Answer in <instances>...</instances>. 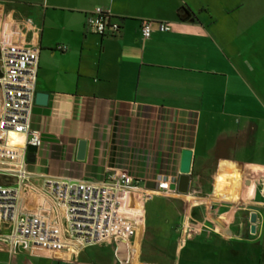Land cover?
I'll list each match as a JSON object with an SVG mask.
<instances>
[{"label": "crops", "instance_id": "obj_1", "mask_svg": "<svg viewBox=\"0 0 264 264\" xmlns=\"http://www.w3.org/2000/svg\"><path fill=\"white\" fill-rule=\"evenodd\" d=\"M98 7L119 32L99 35L87 25ZM183 7L193 20H180ZM142 21L155 29L148 40ZM158 22L171 31H157ZM3 32L39 48L36 94L50 95L33 107L42 144L27 160L31 185L105 181L120 166L147 199L130 245L78 255L32 256L4 241L11 225L0 220V264H264V1L0 0ZM81 140L85 161L77 160ZM184 149L193 152L190 196L159 192V175L178 182ZM0 184L18 181L0 176ZM38 202L27 188L24 207ZM151 203L159 218L149 227ZM187 225L197 230L185 236Z\"/></svg>", "mask_w": 264, "mask_h": 264}, {"label": "built area", "instance_id": "obj_2", "mask_svg": "<svg viewBox=\"0 0 264 264\" xmlns=\"http://www.w3.org/2000/svg\"><path fill=\"white\" fill-rule=\"evenodd\" d=\"M111 20L110 12L101 7L87 15V25L99 35L120 31V24ZM156 24L162 33L172 29L169 22ZM154 32L152 22L142 21L144 40ZM39 53L38 47L14 42L12 32L0 35V176L18 181L16 186L0 184V220L11 225L4 241L12 247L23 244L30 255L41 257L64 252L78 255L103 243L123 241L130 245L145 225L147 193L122 167L109 168L105 181L49 177L39 188L30 183L28 147L42 144L41 133L32 128L31 122ZM21 138L24 140L19 143ZM157 182L159 192L190 196L171 189L176 183L173 177L159 175ZM27 188L37 193L36 206L24 207ZM195 230L187 225L185 236Z\"/></svg>", "mask_w": 264, "mask_h": 264}, {"label": "water", "instance_id": "obj_3", "mask_svg": "<svg viewBox=\"0 0 264 264\" xmlns=\"http://www.w3.org/2000/svg\"><path fill=\"white\" fill-rule=\"evenodd\" d=\"M49 94L46 93H37L36 94V103L40 105H47L49 101ZM88 143L86 140H81L78 145L77 160L85 161L87 155ZM37 147L29 146L28 147V162L34 161V156L37 152ZM192 158L193 152L190 149H184L181 154V163H180V175L178 182L171 185L172 190H176L181 195H187L190 192V183H191V167H192ZM258 214L252 213L250 218L247 221V224H251V231L255 233L257 226ZM122 244H119L121 247L119 255L122 251Z\"/></svg>", "mask_w": 264, "mask_h": 264}, {"label": "rangeland", "instance_id": "obj_4", "mask_svg": "<svg viewBox=\"0 0 264 264\" xmlns=\"http://www.w3.org/2000/svg\"><path fill=\"white\" fill-rule=\"evenodd\" d=\"M247 1V0H245ZM249 1V0H248ZM261 1H264V0H261ZM155 200H158V199H155ZM155 200H154V203H155ZM154 203H151L150 204V207L148 208V213H147V222H148V226L149 227H152V225L156 224L158 222V216H157V213L155 211V204ZM149 235L151 236V234L153 233V231L149 230ZM148 240V239H147Z\"/></svg>", "mask_w": 264, "mask_h": 264}, {"label": "trees", "instance_id": "obj_5", "mask_svg": "<svg viewBox=\"0 0 264 264\" xmlns=\"http://www.w3.org/2000/svg\"><path fill=\"white\" fill-rule=\"evenodd\" d=\"M179 18L181 21H190L194 19V13L190 11L188 8L183 7L179 11Z\"/></svg>", "mask_w": 264, "mask_h": 264}]
</instances>
